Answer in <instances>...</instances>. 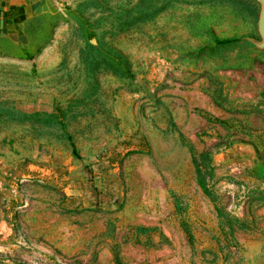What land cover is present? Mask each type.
I'll return each mask as SVG.
<instances>
[{"label":"rangeland","instance_id":"1","mask_svg":"<svg viewBox=\"0 0 264 264\" xmlns=\"http://www.w3.org/2000/svg\"><path fill=\"white\" fill-rule=\"evenodd\" d=\"M25 2L0 34V264H264L259 1Z\"/></svg>","mask_w":264,"mask_h":264},{"label":"crops","instance_id":"2","mask_svg":"<svg viewBox=\"0 0 264 264\" xmlns=\"http://www.w3.org/2000/svg\"><path fill=\"white\" fill-rule=\"evenodd\" d=\"M29 12L25 0H0V34L17 36L19 22L26 19Z\"/></svg>","mask_w":264,"mask_h":264},{"label":"water","instance_id":"3","mask_svg":"<svg viewBox=\"0 0 264 264\" xmlns=\"http://www.w3.org/2000/svg\"><path fill=\"white\" fill-rule=\"evenodd\" d=\"M260 5L258 21H257V32L260 37V44L257 45L259 49H264V0H258Z\"/></svg>","mask_w":264,"mask_h":264}]
</instances>
